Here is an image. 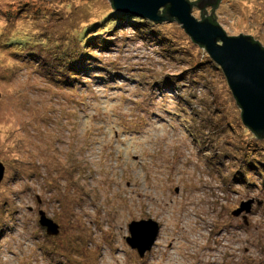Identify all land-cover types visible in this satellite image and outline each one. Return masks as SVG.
<instances>
[{"label": "rangeland", "instance_id": "rangeland-1", "mask_svg": "<svg viewBox=\"0 0 264 264\" xmlns=\"http://www.w3.org/2000/svg\"><path fill=\"white\" fill-rule=\"evenodd\" d=\"M58 1L0 0V264H264L263 183L243 180L234 157L235 145L264 149V139L239 127L225 135L237 109L221 68L177 21L156 27L174 41L173 55L148 29L126 24L107 29L111 43L89 52L81 83L55 79L52 57L39 62L6 43L40 34L63 41L71 25L113 9L107 0H67L74 8L60 11ZM37 8L36 21L22 19ZM67 9L71 23L59 22ZM214 15L227 35L264 47V0H222ZM192 16L200 21L202 10ZM211 118L217 137L205 127ZM42 213L58 236L41 225ZM149 219L161 230L141 257L129 228Z\"/></svg>", "mask_w": 264, "mask_h": 264}, {"label": "water", "instance_id": "water-1", "mask_svg": "<svg viewBox=\"0 0 264 264\" xmlns=\"http://www.w3.org/2000/svg\"><path fill=\"white\" fill-rule=\"evenodd\" d=\"M93 1V0H88ZM107 0L116 11L143 18L155 24L176 20L193 42L206 50L212 60L224 72L229 87L242 110V120L259 139H264V47L250 36L231 37L217 24L214 10L221 0ZM202 10V20L192 16L193 5ZM207 7H212L209 17ZM166 11L164 14L163 10ZM207 15V18L204 17ZM5 166L0 161V184ZM250 211V204L242 205L234 212L239 216ZM40 223L50 236L58 235L59 228L52 220L41 214ZM127 242L143 257L155 245L160 232L157 222H134L131 224Z\"/></svg>", "mask_w": 264, "mask_h": 264}, {"label": "trees", "instance_id": "trees-1", "mask_svg": "<svg viewBox=\"0 0 264 264\" xmlns=\"http://www.w3.org/2000/svg\"><path fill=\"white\" fill-rule=\"evenodd\" d=\"M78 1H79V3L84 2L85 4H87V2H90L91 4L95 3L93 1H88V0H78ZM97 1H99V0H96V2ZM196 1H199V0H191L190 3H193ZM56 4H57V7H59L60 11L66 7L74 8L72 5L69 4V2L67 0L62 1V6H61L59 1ZM195 7L196 6L193 5V8H195ZM70 8H69V10H70ZM44 10H46V9H44ZM46 11H49V10L47 9ZM91 11L94 12L93 9ZM163 11L164 12H162V14L165 13L166 8ZM43 12H44L43 10H40L39 8H37L36 10L33 11V13H30V11H28V13L25 12L23 14V17L22 16L21 17H22V19H26V18L28 19L29 18L32 21H36L37 16H39L40 14H43ZM59 12L56 11L55 15H57ZM10 13H12V12H10ZM70 16H72V13L70 11H68V9L66 10V12H61L60 15H57V17L59 18L58 19L59 22H63V23L65 22L66 24L71 23L72 18ZM6 18H8L6 20L12 19L14 21V20H17L16 19L17 15L11 14V16H9V17L6 16ZM61 20H63V21H61ZM201 20H202V18H201ZM169 23L175 24L176 20H173ZM126 24L130 25V27L133 28L135 33H139L142 31L145 32V29L146 30L148 29L149 33H150L149 35H152L153 37L155 36L154 38H155V41L157 43L160 42L163 51L167 52L169 50V51H171L172 55L174 54V52L177 53L178 50H177V48L174 47V41L172 40V38L170 36L162 35L160 33L161 31L159 29H156V27L159 26L160 24H154L153 22H150L149 20L141 19L139 17H135V16L130 15V14H125L123 12L116 11V10H114V8L112 9V12L110 14H108L107 17H104L100 21H99V19H97L96 21L91 20V22L89 23L88 26H86V23L79 26V28H74L71 25V31L69 33H67V35L65 36V39H63V41L62 40L58 41L55 37L49 38V36H48L47 40H43L41 38L42 34H40L39 38L36 35L26 37L24 40H19L18 38H16L15 40H13L14 41L13 44L6 43V46H13V48H20L21 51H28V53H30V55L36 57L37 58L36 60H39V62H40L43 54H45L44 56L47 55L48 57H52L51 60L55 64L54 70L57 69L56 72L58 74L54 73V71H53L52 74H50L51 77L53 75L55 77V79H59V74H62V76H68L69 77L67 79H63V81L65 83L66 82L71 83V84L73 82L79 83L80 80L82 79L81 73L85 70L84 68L86 67L85 66L87 63L86 59L90 57L89 52L94 51V48L96 46H99V47H101V49H103L107 46V44L111 43V42H108L109 40H103V36L106 33L107 29H109L111 31L112 28H115L116 31H118L117 30L118 28H116V27H124ZM143 27L145 28L144 30H142ZM162 36H164L165 38H163ZM189 39H190V43L194 47L199 46L197 44H196L197 46L194 45L195 43L193 44V40L191 38H189ZM20 41H22V42H20ZM0 46L2 47L3 43H0ZM199 48L204 49L201 46H199ZM22 53H24V52H22ZM186 54H188L187 56H189V53H186ZM191 57H194V56H191ZM208 58L210 59L211 63L213 62V64H214L213 66L215 67L216 64L209 55H208ZM44 63L46 65H48V66H46V65H44V66L47 70H49V68H50L49 66H51V64L47 63V62H44ZM216 68H218V67L216 66ZM51 70L52 69L50 68V71ZM220 72L222 74V77L224 78L223 80L226 81L225 83L228 86L229 84L227 83V80H226L227 78H226L224 72L221 69H220ZM71 81H73V82H71ZM229 88L230 87L228 86V89ZM230 90H229V93L231 94V96H233L232 95L233 93ZM233 98H234V96H233ZM234 100L236 102L235 104H236V109H237L236 116L234 117L235 123L234 124H232V123L228 124L227 123L228 124V125H226L227 127L224 126L225 135L226 134H235L238 131V127H239L240 129H242L244 131L241 134V136L247 137V131L252 136L253 135L256 136V134H254L250 129L246 128V126L244 125L243 120H242V110L240 109L235 98H234ZM211 120H212L211 122L213 123V126L211 125V126H205V127H206V129L209 130L210 135L217 137L220 135V133H219L220 127H218L217 124H216L217 126L215 125L214 119L211 118ZM224 121L225 120L223 119V123H224ZM225 123H226V121H225ZM219 125L221 126L222 124H219ZM212 139H214V138H212ZM243 140H246V139L243 138ZM197 142H198V140H197ZM253 143L254 142L250 141V142L241 143L240 145H235L234 149H236V150H235L234 157H235V161L236 162L239 161L240 166H242L241 175H243V177H244L243 180H247L248 175L253 176V177L257 175L258 179L261 178V182L263 183L262 185L264 188V149H261L258 147L256 148L255 145H253ZM211 149L214 151H211L210 157H213L214 152H215V157H220L218 154H216L217 153L216 148L211 147ZM257 150H258V152H256ZM204 156H207L206 151H204ZM256 157H257V160H256ZM258 157H261V160ZM206 160H210V159L206 158ZM211 165H213V164H211ZM6 206H7V204H6ZM5 207H4V209L6 210ZM4 209H2L0 211V216H2L1 219L2 218L6 219L5 217H7V210L5 211ZM10 219L11 218H9V220ZM74 240L76 241L77 239L74 238ZM71 243H72V241H70V243H69L70 246H71ZM43 248L45 249L47 247H43Z\"/></svg>", "mask_w": 264, "mask_h": 264}, {"label": "clouds", "instance_id": "clouds-1", "mask_svg": "<svg viewBox=\"0 0 264 264\" xmlns=\"http://www.w3.org/2000/svg\"><path fill=\"white\" fill-rule=\"evenodd\" d=\"M160 230H161V227H160ZM160 233V232H159Z\"/></svg>", "mask_w": 264, "mask_h": 264}]
</instances>
